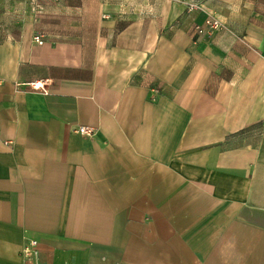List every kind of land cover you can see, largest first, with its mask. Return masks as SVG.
I'll use <instances>...</instances> for the list:
<instances>
[{"label":"crops","instance_id":"1","mask_svg":"<svg viewBox=\"0 0 264 264\" xmlns=\"http://www.w3.org/2000/svg\"><path fill=\"white\" fill-rule=\"evenodd\" d=\"M3 1L0 264H33L32 239L40 264H264V0L100 20L89 43ZM209 14L233 33L192 35Z\"/></svg>","mask_w":264,"mask_h":264},{"label":"rangeland","instance_id":"2","mask_svg":"<svg viewBox=\"0 0 264 264\" xmlns=\"http://www.w3.org/2000/svg\"><path fill=\"white\" fill-rule=\"evenodd\" d=\"M7 0H4L5 2ZM30 4H39L40 8H34L28 13L51 14L60 20L64 27L77 28V37L88 43L96 39L97 26L100 20L119 21V27L124 28L132 22L152 21L164 25L168 15L173 12L174 4H182L184 0H23ZM193 2V1H192ZM195 12L185 11L187 16ZM179 23H173V27H179ZM182 25V24H180ZM71 31V29H70ZM67 33V31H65ZM194 34V29L192 31Z\"/></svg>","mask_w":264,"mask_h":264},{"label":"built area","instance_id":"3","mask_svg":"<svg viewBox=\"0 0 264 264\" xmlns=\"http://www.w3.org/2000/svg\"><path fill=\"white\" fill-rule=\"evenodd\" d=\"M188 12H197L201 9V6L196 2H189L186 4ZM220 31H229L233 33L225 23L212 14L207 15L202 25H196L194 27V34L199 37H212L214 34ZM33 42L38 46H44L46 44L42 34H35L33 36ZM35 90L40 91L44 95H48L49 91L42 82L33 84ZM76 133L81 136L93 138L96 135V130L88 126H78ZM39 242L37 240H27L22 249V258L27 261H32L33 264H40L39 262Z\"/></svg>","mask_w":264,"mask_h":264}]
</instances>
